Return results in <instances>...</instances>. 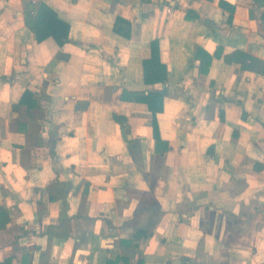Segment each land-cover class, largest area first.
I'll list each match as a JSON object with an SVG mask.
<instances>
[{"label": "crops", "instance_id": "crops-1", "mask_svg": "<svg viewBox=\"0 0 264 264\" xmlns=\"http://www.w3.org/2000/svg\"><path fill=\"white\" fill-rule=\"evenodd\" d=\"M41 2L64 44L29 28ZM123 88L163 93V153ZM0 206V263L264 264V4L0 0Z\"/></svg>", "mask_w": 264, "mask_h": 264}, {"label": "trees", "instance_id": "trees-1", "mask_svg": "<svg viewBox=\"0 0 264 264\" xmlns=\"http://www.w3.org/2000/svg\"><path fill=\"white\" fill-rule=\"evenodd\" d=\"M258 3L264 4V0H255ZM117 22H124L122 19L117 18ZM29 28L33 31L37 41H41L46 37H52L58 45L64 44L68 39L69 24L66 20L58 16L54 8L48 4L41 2L35 12L31 11L27 19ZM157 42L151 41V57L145 64V83H154L165 79L164 67L157 64ZM150 65L151 70L148 71L147 65ZM162 67V72L161 68ZM161 72V73H160ZM32 96V92L26 89L18 104L27 103V111L34 105V101H28ZM163 93L159 90L148 91L144 93L143 90H128L123 88L120 94V99L123 101H140L147 105L153 116V135L155 139V150L163 153L169 148L167 141L161 139L157 133L155 113L162 109ZM17 105L13 104V108ZM113 119L117 121L121 127L127 126L126 117L123 114L112 113ZM8 218V212L5 208L0 206V225ZM0 264H11V257L5 258Z\"/></svg>", "mask_w": 264, "mask_h": 264}, {"label": "water", "instance_id": "water-1", "mask_svg": "<svg viewBox=\"0 0 264 264\" xmlns=\"http://www.w3.org/2000/svg\"><path fill=\"white\" fill-rule=\"evenodd\" d=\"M32 7H33V4H29V8L32 9Z\"/></svg>", "mask_w": 264, "mask_h": 264}]
</instances>
